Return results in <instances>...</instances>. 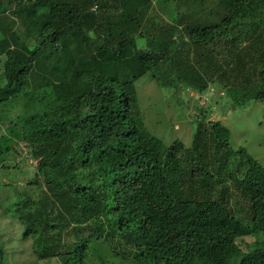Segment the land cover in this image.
<instances>
[{
	"label": "trees",
	"instance_id": "trees-1",
	"mask_svg": "<svg viewBox=\"0 0 264 264\" xmlns=\"http://www.w3.org/2000/svg\"><path fill=\"white\" fill-rule=\"evenodd\" d=\"M135 1L146 13L150 0ZM107 2L102 0L103 7ZM221 2L230 17L154 49L139 47L134 36L111 47L120 31L98 22L91 11L101 4L97 0L73 7L63 29L54 26L40 0H16L17 14L26 15L22 26L37 36L22 39L6 26L0 53L7 56V84L0 87V102L24 91L43 52L52 48L60 58L63 34L74 46L75 62L80 41L76 45L74 35L80 33L104 65L122 64L129 74L138 73L122 80L102 70L80 71L77 62L65 66L90 91L72 97L71 82H65L59 93L67 96L55 97L56 109L19 117L0 132V163L18 156L23 142L29 160L38 162L33 183L46 187L40 200L22 195L21 207L10 210L39 261L88 264L91 252L119 258L122 249L134 250L130 264H264V165L234 148L233 129L209 113L216 104L221 114L231 115L264 101V0ZM144 20L125 18L119 26ZM147 75L161 87L198 95L190 146L180 139L168 144L148 128L137 89ZM200 96L206 106L198 103ZM190 99L177 97L185 117ZM238 195L243 204L236 211L232 199ZM252 236L257 240L242 250L238 241ZM5 257L0 230V264H8Z\"/></svg>",
	"mask_w": 264,
	"mask_h": 264
},
{
	"label": "rangeland",
	"instance_id": "rangeland-1",
	"mask_svg": "<svg viewBox=\"0 0 264 264\" xmlns=\"http://www.w3.org/2000/svg\"><path fill=\"white\" fill-rule=\"evenodd\" d=\"M85 1L40 0V7H44V9L51 12V21L55 27L63 29V26L69 20L71 9ZM97 1L101 4L92 7L91 11L99 17L98 22L101 25L114 24L115 30L120 31L118 33L120 35L110 39L108 44L111 47H116L117 43L126 37L134 36L137 37L139 47L146 46L147 48L156 49L170 44L172 39H177L179 36L189 37L190 32L198 27L210 28L220 24L224 17H230V10L221 4V0H179L176 3L170 0H150L147 1L149 6L146 13H141L138 10L135 0H133L135 3L129 9L123 7L124 3L129 2V0H107V5H104V7L102 0ZM17 10L16 0L0 1V18H2L0 19V40L9 33V30L6 29L7 25L11 26L13 30L16 29L22 39L32 35L37 36L33 33L31 27L24 28L22 26V20L26 15L19 16ZM140 17L145 19L140 23V26L136 24L130 27L119 26L125 21V18L126 21H132V19L137 20ZM174 26L178 30L173 29ZM4 28L6 31H4ZM172 30L174 32L177 30V32L174 33ZM90 36L95 37L94 32H90ZM74 37L77 41L76 45L80 41L79 47L78 45L75 47V49L78 48L77 51L80 54V60L76 61V67L80 71L102 70L122 80L126 77L131 79L134 75H138L136 71L129 74L122 64L104 65L96 57V52L82 43L80 33H76ZM32 47H34V44H32ZM72 48L74 46L68 43L67 36L63 34L60 58L57 54L54 55L52 48L43 52L34 65L32 76L29 78V85L23 86L24 91L8 101L0 102L1 133H5L8 127L17 123L19 117L27 119L50 109H56L57 105L60 104L55 97L60 100L67 96L59 93L62 91L60 89L61 84L65 82H71L69 95H72V97L90 91L87 85H82L74 71L68 70L70 66L76 64L75 58L72 57ZM0 59V87H4L7 84L5 77L6 54L0 53ZM65 66L68 67L67 70ZM68 71L73 72V80L70 79L72 76ZM63 76L67 77L68 80L65 77L62 78ZM137 87L141 110L150 131L168 144L180 139L186 146H190L192 128L189 123L198 112L195 101L198 95L183 90L175 91L172 85L161 87L151 75L138 80ZM214 89L212 83L210 86L211 93L216 94L218 91L216 92ZM219 93L224 96L222 91ZM178 96H187V98L189 96L191 98L186 117L184 112L181 113L182 109L177 101ZM200 97L198 103L206 106L207 100L202 96ZM45 103H49V105L45 106ZM212 106L213 108L209 112L211 120L219 119L228 123L233 129L234 148L246 149L253 158L264 165V101L250 104L246 109L231 115L227 111L225 115L221 114L217 104ZM20 145L22 148H19L18 156L11 154L5 159V163H0V230L5 258L8 264H59L56 260L45 262L36 258L32 248V239L24 238L17 213L10 211L21 207L22 195L40 200L46 194L44 184L36 185L33 183L36 178L33 171L37 169V160H29L30 155L26 151L25 144L20 142ZM232 194L235 197L238 193L233 190ZM240 198L239 200L232 199L236 211L243 204ZM257 238L256 236L243 238L238 241V245L242 250H245L246 245L253 243ZM100 249H106V246L103 245ZM120 251V253L118 252L119 258L110 254L109 251L107 254L104 253V250H101L99 254L91 252L88 264H102L104 258H107L108 264L133 263L132 253H134V250H127V254H123L122 249Z\"/></svg>",
	"mask_w": 264,
	"mask_h": 264
},
{
	"label": "crops",
	"instance_id": "crops-1",
	"mask_svg": "<svg viewBox=\"0 0 264 264\" xmlns=\"http://www.w3.org/2000/svg\"><path fill=\"white\" fill-rule=\"evenodd\" d=\"M1 1V0H0ZM3 1H5V0H3Z\"/></svg>",
	"mask_w": 264,
	"mask_h": 264
}]
</instances>
